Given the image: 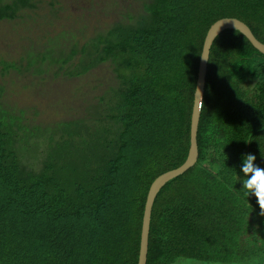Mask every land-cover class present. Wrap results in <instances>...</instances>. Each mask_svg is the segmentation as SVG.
<instances>
[{"label":"trees","instance_id":"obj_1","mask_svg":"<svg viewBox=\"0 0 264 264\" xmlns=\"http://www.w3.org/2000/svg\"><path fill=\"white\" fill-rule=\"evenodd\" d=\"M40 1L0 0V21ZM126 18L51 60L66 67L81 53L65 73L109 63L116 83L86 116L52 127L39 164L22 162L10 127L30 137L46 130L24 131L21 116L0 106V264H139L151 185L188 157L209 29L235 18L264 43V0H146ZM197 143L196 164L154 202L147 264L264 260V216L242 191L241 171L247 154L264 165V54L239 31L212 45Z\"/></svg>","mask_w":264,"mask_h":264},{"label":"rangeland","instance_id":"obj_2","mask_svg":"<svg viewBox=\"0 0 264 264\" xmlns=\"http://www.w3.org/2000/svg\"><path fill=\"white\" fill-rule=\"evenodd\" d=\"M145 2L41 0L36 9L23 11L18 19L0 21V106L15 116H21L24 131L27 128L29 131L35 128L46 130L30 137V133H18L19 125L13 122L11 137L15 143L17 141V152L25 165L33 167L42 160L52 127L62 121L86 116L99 97L116 83L109 63L79 77L65 73V68L70 67L69 72L80 63L81 53L66 67L51 60L64 56L60 50L69 52L75 48L79 51L114 23L128 20L127 15L135 17L142 13ZM30 59L36 61L29 66ZM4 62L14 63L16 68L4 71ZM38 69L44 72L38 73ZM249 85L248 94L253 96L254 85ZM260 243L264 248V241L258 245ZM258 259L260 263L262 259ZM246 262L243 264H251ZM181 264L215 263L184 258Z\"/></svg>","mask_w":264,"mask_h":264},{"label":"water","instance_id":"obj_3","mask_svg":"<svg viewBox=\"0 0 264 264\" xmlns=\"http://www.w3.org/2000/svg\"><path fill=\"white\" fill-rule=\"evenodd\" d=\"M226 30L239 31L249 40V42L253 45L254 48H256L258 51L264 54V43L259 41L255 37L251 29L244 22L238 19L235 18L221 19L216 23H214L212 27L209 29L204 41L202 55H201V57H203L204 59L202 58L200 59V65H199L198 81H197L196 93L194 98V107H193L192 122H191V144H190L188 157L182 166L162 174L151 185V188L147 196V201L144 211L139 264H147L152 210L158 193L168 182L183 175L185 172L191 169L198 160L197 134H198L202 104H203L210 52L214 41L221 33H223Z\"/></svg>","mask_w":264,"mask_h":264},{"label":"clouds","instance_id":"obj_4","mask_svg":"<svg viewBox=\"0 0 264 264\" xmlns=\"http://www.w3.org/2000/svg\"><path fill=\"white\" fill-rule=\"evenodd\" d=\"M204 59L203 57H201ZM241 171L244 174L242 180L243 192L245 196H254L260 209V215L264 216V168L256 164V156L247 154L241 165ZM240 180V178H239ZM178 264L184 261V258H177Z\"/></svg>","mask_w":264,"mask_h":264},{"label":"crops","instance_id":"obj_5","mask_svg":"<svg viewBox=\"0 0 264 264\" xmlns=\"http://www.w3.org/2000/svg\"><path fill=\"white\" fill-rule=\"evenodd\" d=\"M254 259V260H253ZM251 260H253V264H264V260H262V261H260V263H258L259 262V259L257 260V259H255V258H252Z\"/></svg>","mask_w":264,"mask_h":264}]
</instances>
